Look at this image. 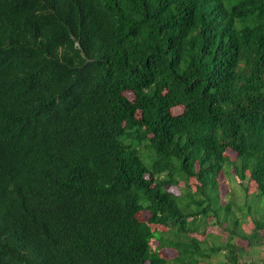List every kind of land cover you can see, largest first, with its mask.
Instances as JSON below:
<instances>
[{
  "label": "trees",
  "instance_id": "obj_1",
  "mask_svg": "<svg viewBox=\"0 0 264 264\" xmlns=\"http://www.w3.org/2000/svg\"><path fill=\"white\" fill-rule=\"evenodd\" d=\"M222 174L264 195V0H0V264H252Z\"/></svg>",
  "mask_w": 264,
  "mask_h": 264
},
{
  "label": "rangeland",
  "instance_id": "obj_2",
  "mask_svg": "<svg viewBox=\"0 0 264 264\" xmlns=\"http://www.w3.org/2000/svg\"><path fill=\"white\" fill-rule=\"evenodd\" d=\"M179 109H175L174 112H179ZM228 155L230 156V159H235V154L232 152H228ZM231 173V170H229ZM219 180V193L222 203L226 202L229 198H233L234 200V207L233 209L236 212V216L239 217L240 220V227L242 231L248 233L253 227V224L251 223L250 217L253 216V218H257L261 212V208H264V195L260 196L259 198L254 197L257 194V190L247 183V181L244 182L243 185H240L232 175H220L218 177ZM244 185L246 187H249L248 191L244 190ZM178 193V191H175ZM248 194L249 196H245ZM251 196V197H250ZM250 197V198H249ZM247 205H250L251 213H248ZM259 208L257 209V207ZM238 208H241L242 211H240ZM257 209V211H256ZM245 213V215H243ZM146 216V215H145ZM143 215V217H145ZM220 226H213L212 229L209 228L208 231H212L215 234H218L220 231ZM262 235L264 234V231L260 232ZM220 239L224 240V237L226 234H224V231L220 234ZM237 244L239 245H245V242H241L239 240H235ZM209 244L212 243L211 240L208 241ZM162 255L166 258H171L175 255L174 251L171 250H163ZM251 261L252 264H264V244L261 247L255 248L253 253H251ZM223 257V256H222ZM222 257H215L213 256L211 258L212 263H217L218 260H221ZM250 258V257H249ZM249 258L247 256L244 257V260L246 262H249ZM224 259V257H223ZM222 259V260H223Z\"/></svg>",
  "mask_w": 264,
  "mask_h": 264
}]
</instances>
